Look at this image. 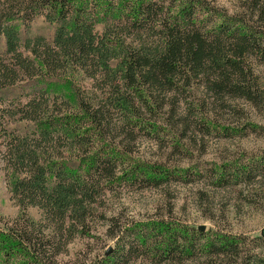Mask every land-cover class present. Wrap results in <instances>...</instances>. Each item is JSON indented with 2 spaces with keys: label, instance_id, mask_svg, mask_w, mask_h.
Instances as JSON below:
<instances>
[{
  "label": "trees",
  "instance_id": "obj_1",
  "mask_svg": "<svg viewBox=\"0 0 264 264\" xmlns=\"http://www.w3.org/2000/svg\"><path fill=\"white\" fill-rule=\"evenodd\" d=\"M245 4L243 14H229L208 0H0V156L20 208L0 227V264H52L88 234L96 206L120 185L204 177L197 166L139 158L135 139L165 133L180 147L178 99L166 98L196 81L262 103L248 55L264 59V0ZM39 15L50 37L31 33ZM18 121L32 131L8 128ZM261 174L264 151L211 166L221 187ZM110 236L113 248L83 264H264V235L150 218Z\"/></svg>",
  "mask_w": 264,
  "mask_h": 264
},
{
  "label": "rangeland",
  "instance_id": "obj_2",
  "mask_svg": "<svg viewBox=\"0 0 264 264\" xmlns=\"http://www.w3.org/2000/svg\"><path fill=\"white\" fill-rule=\"evenodd\" d=\"M208 1L229 14L246 12V0ZM30 29L32 34L46 37L52 34V26L42 15L33 19ZM248 62L264 96V59L249 54ZM19 93L18 89L13 91L10 98L19 96ZM168 96L166 99L171 96L178 99L173 122L181 146L173 148L170 135L165 133L159 138L139 135L135 139V154L170 166H197L204 177L192 175L189 181L171 180L159 187L135 184L111 189L96 206V215L88 224V234L73 237L52 264L87 263L113 248L114 239L110 235L117 229L150 218L170 219L194 227L203 225V231L218 229L248 238L262 236L264 174L251 181L221 187L212 183L211 166L264 151V100L257 104L240 97L217 95L201 81ZM8 128L24 133L31 132L33 125L18 121L10 122ZM4 170L0 156V227L4 221L10 222L20 213L7 188ZM26 213L35 219L41 218V211L36 207H29ZM261 247L264 248V240ZM127 264L151 263L139 257ZM182 264H198V261L186 260Z\"/></svg>",
  "mask_w": 264,
  "mask_h": 264
},
{
  "label": "water",
  "instance_id": "obj_3",
  "mask_svg": "<svg viewBox=\"0 0 264 264\" xmlns=\"http://www.w3.org/2000/svg\"><path fill=\"white\" fill-rule=\"evenodd\" d=\"M198 229H200L201 231H203L205 228H204L203 225H200V226H198ZM261 235H264V228L261 231Z\"/></svg>",
  "mask_w": 264,
  "mask_h": 264
}]
</instances>
